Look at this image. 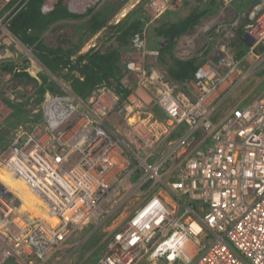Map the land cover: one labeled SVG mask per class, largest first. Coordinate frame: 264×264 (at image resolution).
Masks as SVG:
<instances>
[{"label":"built area","instance_id":"obj_1","mask_svg":"<svg viewBox=\"0 0 264 264\" xmlns=\"http://www.w3.org/2000/svg\"><path fill=\"white\" fill-rule=\"evenodd\" d=\"M10 1L0 0V26L21 0L4 11ZM189 1L150 0L148 13L159 19ZM56 2L43 0L42 13ZM246 10L248 50L222 46L188 81L157 68L159 52L134 35L126 95L103 85L81 99L65 84L63 95L44 94L42 122L16 125L0 151V264H46L76 230L119 219L95 264H264V0ZM259 72L258 92L220 114ZM25 195L38 206L24 207Z\"/></svg>","mask_w":264,"mask_h":264},{"label":"rangeland","instance_id":"obj_2","mask_svg":"<svg viewBox=\"0 0 264 264\" xmlns=\"http://www.w3.org/2000/svg\"><path fill=\"white\" fill-rule=\"evenodd\" d=\"M7 1L8 0H6V2ZM11 1L9 2V4L11 3ZM52 1L54 2L55 0ZM68 1L69 0H57V4L60 3L68 8ZM94 1L95 0H91L92 3ZM241 1L242 0L238 2L237 0V4L240 5L238 6V8H241L240 10L237 9L234 5L233 7L231 5V2H218V6L213 13L208 14L200 19L191 31L181 35L175 40V44L170 53L166 52L161 55V57L164 59V62H157V68L167 73V66L172 65V57L185 59L191 57L192 55H195L200 59L206 60L214 58L215 55L219 56L221 53L218 49V42L221 43L222 40H225L224 34L226 31H231L230 34L232 36L229 37L227 42H230L229 45L232 47V43L235 42L236 39H238V35L241 39L243 38V34L246 32L247 27V23L243 18V13H245L247 11L246 9L248 8L242 9L243 6H247V1ZM108 2L113 3L114 5L117 4L118 11L115 15H113L108 23L95 34H88L87 31L83 28L79 33H77L72 27V24L83 27L88 18L66 21V23H63L64 28H62L61 26H57L54 30L49 29V31L43 34L44 36H42V39L44 44H47L50 47H56L60 42L64 40L65 42L63 41L62 43L63 50L68 49V44L76 46L77 49L74 50L75 54L71 56V59H75L76 56L87 53L92 48L94 50H100L101 52H105L107 49H112L115 47L118 48L119 43L116 40L118 32L115 29L116 24L124 21L126 16L128 17L129 13H133L138 10V14L136 15L144 20V25L142 30L139 33H136L135 36H140V40H143V44L146 45L147 49L151 50L148 45L152 43L155 46V44L159 42L158 39H156L157 28H159L162 24H167L170 21H181L182 19H186L191 16L190 14H192L194 7L201 5L203 7V4L201 2H197V0H190L189 2L179 5L178 10L176 11H171L173 10L172 8L171 10H169V13L164 12L159 19L152 18L150 13H148V4L150 0H99V2L95 3V5L91 7H94L97 10ZM16 6H18V3L15 4L14 9L16 8ZM166 11H168V9ZM74 13L78 12L75 11ZM85 13L86 12H84L83 14ZM5 21L6 18L0 26V61H2L0 62V65L10 60L11 62L21 64L19 67H24V69H26V71L24 72L27 73L33 79V81L27 80L24 84L19 85L15 82L17 80L12 79L13 77L6 82L0 80V99L6 107L5 115L0 114V141H2L3 138L9 139L12 135L13 128L18 125V122H16L15 119H11L12 110L8 106L9 103L17 104L20 102H26L25 109L28 114L27 116L40 119L43 112L41 103L37 104L35 102L36 94H34V91L37 90V87L43 83L42 81L44 79L41 77L46 74L49 78L48 80L55 82L54 90L58 89L61 92V87L64 84L66 86H69L70 90L74 91L71 85L72 82L70 78L73 79L71 75H79L76 69L70 68L71 72H69L67 69L68 67H65L56 75H52L51 73L47 72L45 66L39 60L37 61L34 58L31 50L29 48L23 47L11 35L6 27ZM232 22L237 23V25H239V29H237L236 25L235 29L232 30L230 27V24ZM59 28H61L60 31L63 30V35H59ZM216 28H218V32L214 31ZM236 29L240 31V34H238V31H236ZM61 35L63 36V40L61 38ZM133 37L131 38L133 39ZM5 40H8V42ZM131 40L129 45H132L131 43L134 41ZM11 42H13L14 44L11 45ZM6 43L9 46L6 45ZM148 62H151V59ZM262 73L263 72L257 73L248 83L240 87L237 90L238 92L236 91V93L230 98V102L228 100L227 104L223 105L220 108V114L226 112L229 108H231V103H233L234 105L238 100V103H240L242 101L241 98L246 95L249 96L250 94L249 99H251L253 97V94L255 92L257 93L259 90V81ZM11 80L14 82H12ZM80 80H83V77H80ZM47 91L52 94V92H50L49 90ZM10 94L12 95V97L9 96ZM40 121L42 122L41 119ZM10 123H12L13 126H10ZM3 145L4 143L0 142V151ZM120 221L121 219L115 221L112 226L108 227V224L106 226V223H102L100 220H96L90 222L82 229L76 230L65 247L59 250L51 259H49L48 263L46 264H88V261H90L91 257H94L95 255H97L99 259L103 255L107 241L111 237L112 233L120 228ZM4 264L24 263L17 262L14 260V258H10L8 259L7 263ZM139 264L170 263H167L165 260L151 263L150 260L145 258L142 259ZM172 264H181V262L175 261Z\"/></svg>","mask_w":264,"mask_h":264},{"label":"trees","instance_id":"obj_3","mask_svg":"<svg viewBox=\"0 0 264 264\" xmlns=\"http://www.w3.org/2000/svg\"><path fill=\"white\" fill-rule=\"evenodd\" d=\"M17 1L19 0H12L10 4L8 3L4 11L9 10L15 3H17ZM239 1L240 0H238V2ZM246 1L247 6H243L242 9L248 8L254 2V0ZM197 2H201L203 7L202 5L194 7L190 17L182 19L181 21H170L167 24H162L156 29V39H158L159 42H157L155 46L150 43L148 47L159 51L158 61L160 63L164 62L161 55L166 52H171L177 38L191 31L200 19L213 13L218 6V2L222 3L221 0H197ZM42 3L43 0H21L18 3V6L10 12L5 21L6 27L11 35L23 47L31 49L33 55L51 74L56 75L65 67H68L67 69L69 72H71V69H76L79 75H71L73 79L70 78V80L72 82L71 85L74 90L73 92L78 96L82 98L87 97L97 84L104 82L118 92H123L125 95L128 90L123 89L121 86L120 79L122 73L119 67L121 65L119 54L123 51L129 50L131 37L136 33H139L143 28L144 20L136 15L138 14V10L129 13L124 21L116 24L115 29L118 32L116 36V40L119 43L118 48L107 49L105 52L94 50L92 48L87 53L78 55L75 59H71V56L75 54L74 50L77 49L76 46L68 44V49L63 50V40L58 46L50 47L43 42L42 35L44 32L59 21H73L88 18L83 27L75 24H72V27L77 33L83 28L88 34H95L108 23L113 15L116 14L118 11V5L108 2L97 10L95 8H89L85 14L78 15L70 13L67 8L60 3L55 5L52 11L43 14L41 12ZM232 5L239 10L241 9L238 8L240 5L237 4V0H234ZM236 31L240 34L239 30ZM238 38L239 40H237V42L235 41V47L240 51L237 52L236 55L241 57L247 51L248 46L245 45L239 35ZM5 41L8 42V40ZM10 44L12 45L14 43L11 42ZM6 45L8 44L6 43ZM171 60H173L172 65L167 66V73L168 76L176 82L191 79L203 61L195 55L188 59L172 57ZM14 65V62L3 63L0 65V72L11 73L14 69ZM12 77L13 80H18L17 84H24L27 80L33 81V79L24 71L13 73ZM80 77H83V80H80ZM41 78L44 79L42 81L43 83L34 91V94H36L35 102L37 104L42 102L47 90L52 92V94L62 93L58 89L54 90L55 82L48 80L49 78L46 74ZM25 105L26 102H20L17 104L9 103L8 105L12 110L11 119H15L18 124L37 120L36 118L31 120V118L27 116L28 114ZM10 126H13V124L10 123ZM0 142L4 143L2 146V148H4L8 143V139L3 138ZM97 261L98 256L95 255L94 257H91L88 264H95Z\"/></svg>","mask_w":264,"mask_h":264},{"label":"clouds","instance_id":"obj_4","mask_svg":"<svg viewBox=\"0 0 264 264\" xmlns=\"http://www.w3.org/2000/svg\"><path fill=\"white\" fill-rule=\"evenodd\" d=\"M233 1L234 0H231L230 2H231V5L233 4ZM224 1H222V3H223ZM254 2H255V0H254ZM254 2L250 5V6H252L253 4H254ZM56 4H57V2H56ZM55 4V5H56ZM54 5V6H55ZM233 6V5H232ZM249 6V7H250ZM54 8V7H53ZM92 8H94V7H92ZM53 10V9H52ZM51 10V11H52ZM67 10L70 12V13H73V14H78V15H81V14H83L84 12H86V11H79L78 9L76 10V8L75 9H73V10H69L68 8H67ZM76 12H78V13H74L75 11ZM42 12V11H41ZM50 12V11H49ZM80 12H82V13H80ZM48 13V12H47ZM43 14H46V13H43ZM57 26H56V24L55 25H52L49 29L50 30H54L55 28H56ZM49 29L47 30V31H49ZM61 29H58V33H59V35L60 34H63V30L62 31H60ZM47 31H45L44 33H46ZM236 32V31H235ZM42 36H44V35H42ZM131 40V39H130ZM242 40H244L243 38H242ZM246 42V41H245ZM63 45V44H62ZM245 45H247L248 46V44L246 43ZM31 50V49H30ZM131 50V47H130V45H129V50H126V51H123V52H121L120 54H119V61H120V70H121V73H122V77H121V79H120V82H121V86H122V88L123 89H130L129 87H131V86H133L134 85V83H135V81H134V79L135 78H133V76H131V75H129V73H128V71H127V67H126V65H127V57L125 56L129 51ZM151 50H157V49H151ZM248 50V49H247ZM158 51V50H157ZM159 52V51H158ZM31 53H32V51H31ZM33 54V53H32ZM34 56V55H33ZM193 56V55H192ZM34 58L37 60V58L34 56ZM152 59V58H151ZM159 59V58H158ZM185 59H188V58H185ZM201 60H203L202 61V63L199 65V67L202 65V64H204L206 61L208 62V61H211V62H215L214 60H209V59H201ZM38 61V60H37ZM149 61H150V59H149ZM8 62H11V61H8ZM159 62V61H158ZM15 63V62H14ZM17 63H15V65H14V68H15V66H19L20 64H17ZM198 67V68H199ZM24 68V67H23ZM197 68V69H198ZM197 71V70H196ZM195 71V72H196ZM13 72V71H12ZM11 72V73H12ZM48 72V71H47ZM167 72H168V70H167ZM5 73V72H4ZM9 73V72H8ZM50 73V72H49ZM167 75H168V73H166ZM53 75V74H52ZM194 75H195V73H194ZM194 75H193V77H194ZM263 75V74H262ZM169 77V76H168ZM192 77V78H193ZM170 78V77H169ZM191 78V79H192ZM13 79V78H12ZM173 80V79H172ZM190 80V79H189ZM173 81H175V80H173ZM184 81H188V80H184ZM184 81H181V82H177V83H182V82H184ZM16 82V84L18 83V80L17 81H15ZM176 82V81H175ZM19 85H21V84H19ZM106 86L107 88H109L110 90H112V91H114V92H116V93H118V94H123V92H118L117 90H115L113 87H110L109 85H107L106 84V82H104V83H100V84H97L94 88H93V90L91 91V93L87 96V97H85V98H82V97H80V96H78L77 94H75L72 90V92L76 95V96H78V97H80L81 99H87L88 97H90L91 96V94L94 92V91H96L97 89H98V87L99 86ZM69 87V86H68ZM70 88V87H69ZM62 90V89H61ZM129 91V90H128ZM48 92V91H47ZM62 93L61 94H58V95H63L64 93H63V91H61ZM46 93V92H45ZM49 93V92H48ZM128 93V92H127ZM126 93V94H127ZM51 94V93H50ZM125 94V95H126ZM52 95V94H51ZM124 95V94H123ZM231 98V97H230ZM230 98L228 99L229 100V102H230ZM227 100V101H228ZM227 104V103H226ZM225 104V105H226ZM229 104V103H228ZM232 104V106H233V103H231Z\"/></svg>","mask_w":264,"mask_h":264},{"label":"bare ground","instance_id":"obj_5","mask_svg":"<svg viewBox=\"0 0 264 264\" xmlns=\"http://www.w3.org/2000/svg\"><path fill=\"white\" fill-rule=\"evenodd\" d=\"M71 8H74L75 9V6H72ZM5 177V176H3ZM6 183L12 185V186H15V188H19L20 187V184L18 182L14 183L13 181H11L10 179H8L6 177ZM20 190L23 191L24 188H23V183H21V187H20ZM27 193V192H25ZM30 194V193H28ZM26 202H30L31 204L35 205V207H37V202L34 200V198L32 196H29V195H25V198H23V204H24V207H27L26 205ZM170 259H173V255L170 256Z\"/></svg>","mask_w":264,"mask_h":264},{"label":"crops","instance_id":"obj_6","mask_svg":"<svg viewBox=\"0 0 264 264\" xmlns=\"http://www.w3.org/2000/svg\"><path fill=\"white\" fill-rule=\"evenodd\" d=\"M166 12H168L169 13V10L168 11H166ZM234 34H235V32H234ZM237 40H239V38L238 39H236V42H237ZM244 41V40H243ZM218 42V41H217ZM222 43V44H221ZM221 43H219L218 42V46H219V50H220V48L222 47V46H227V45H229V43L230 42H227V40H222L221 41ZM224 43V44H223ZM244 43L246 44V42L244 41ZM66 46V45H65ZM230 46V45H229ZM67 47H69V46H67ZM231 47V46H230ZM232 52L234 53V54H237V52H239L240 50H238V49H236V47H235V42H233L232 43ZM236 51V52H235ZM192 57V56H191ZM188 58H190V57H188ZM217 58H218V56L217 55H215V57L214 58H212V59H209V60H214V61H216L217 60ZM181 59H184V58H181ZM0 62H2V61H0ZM0 73H4V72H0Z\"/></svg>","mask_w":264,"mask_h":264},{"label":"flooded vegetation","instance_id":"obj_7","mask_svg":"<svg viewBox=\"0 0 264 264\" xmlns=\"http://www.w3.org/2000/svg\"><path fill=\"white\" fill-rule=\"evenodd\" d=\"M64 22L66 23V21H59V22H57V23H55V24H56V26H61L62 28H64V26H63V25H64V24H63ZM55 24H54V25H55ZM59 29H61V28H59ZM62 35H63V34H62ZM62 35H61V38L63 37ZM62 40H63V38H62ZM10 61H11V60H10Z\"/></svg>","mask_w":264,"mask_h":264}]
</instances>
